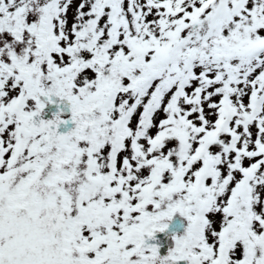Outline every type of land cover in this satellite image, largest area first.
<instances>
[{
  "label": "snow or ice",
  "instance_id": "6c2138e0",
  "mask_svg": "<svg viewBox=\"0 0 264 264\" xmlns=\"http://www.w3.org/2000/svg\"><path fill=\"white\" fill-rule=\"evenodd\" d=\"M0 264H264V0H0Z\"/></svg>",
  "mask_w": 264,
  "mask_h": 264
},
{
  "label": "water",
  "instance_id": "95a60500",
  "mask_svg": "<svg viewBox=\"0 0 264 264\" xmlns=\"http://www.w3.org/2000/svg\"><path fill=\"white\" fill-rule=\"evenodd\" d=\"M47 109L46 111H48ZM157 242L160 243L161 245H164L163 243V236L161 234H157ZM151 243V242H150ZM165 250L164 247L161 248V253L164 254Z\"/></svg>",
  "mask_w": 264,
  "mask_h": 264
},
{
  "label": "rangeland",
  "instance_id": "374dc122",
  "mask_svg": "<svg viewBox=\"0 0 264 264\" xmlns=\"http://www.w3.org/2000/svg\"><path fill=\"white\" fill-rule=\"evenodd\" d=\"M56 109L53 107V108H50L49 110H48V113H49V115H51V113L52 112H54ZM179 222L177 221V224H178ZM174 226V225H173ZM163 236V235H162ZM163 242H164V250L166 249V237L165 236H163Z\"/></svg>",
  "mask_w": 264,
  "mask_h": 264
},
{
  "label": "bare ground",
  "instance_id": "6f19581e",
  "mask_svg": "<svg viewBox=\"0 0 264 264\" xmlns=\"http://www.w3.org/2000/svg\"><path fill=\"white\" fill-rule=\"evenodd\" d=\"M164 243V242H163Z\"/></svg>",
  "mask_w": 264,
  "mask_h": 264
}]
</instances>
